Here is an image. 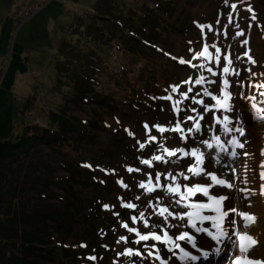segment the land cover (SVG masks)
I'll return each mask as SVG.
<instances>
[{"label":"rangeland","instance_id":"374dc122","mask_svg":"<svg viewBox=\"0 0 264 264\" xmlns=\"http://www.w3.org/2000/svg\"><path fill=\"white\" fill-rule=\"evenodd\" d=\"M97 1L0 0V139L20 134L27 125L30 128L37 125L54 130L59 119L55 114L60 113L63 105L68 106L72 124L77 126V132L81 135L55 143L52 149L38 144L17 153L15 158L17 161L8 165L9 172L4 181L16 185V192L9 199L20 209L19 213L37 212L45 201L41 200V194L47 196L54 190L55 194L66 195L65 192L62 194L59 189H54L53 185L47 183L51 179L66 176L67 172L59 162L66 166L75 165L86 169L91 171V178L95 184L101 183L103 186L100 184L73 188L77 190L74 202L77 198L80 202V209L76 202L77 209L73 214L77 212L79 214L73 217L71 212L72 218L69 217L65 227H54L56 230L53 229V234L58 235L60 241L69 242V245L75 248L79 247V244H76L78 241L85 240L87 230L91 234V222L85 218L89 213L86 212V208L91 203L93 208H97V199L102 201L101 205L105 212L112 210L115 220L114 225L112 224L113 234L112 229L109 233L105 232L106 245L98 251L106 253L107 264H157L148 257L149 251L156 254L151 247L153 244L159 252L167 256L169 261L164 263L182 264V259L173 258L172 252L175 244L182 242L175 240V237L184 232H191L187 218L180 219L178 215L190 209L183 206L184 202L176 204L179 195L169 193L166 185L173 187L179 185L180 191L183 192L185 185L203 184L208 186L209 196H215L218 190L225 197L224 203L230 205L231 196L228 191L220 188L211 179L212 175L217 177L218 172L224 169V174L228 177L230 175L233 182L230 183L234 187V200L238 198L233 204L237 212L247 211L252 207L264 209V201L262 203L259 199L252 201L247 192L250 188L258 194L260 192L264 194V178H261V174L264 173V120H260L257 114V108H264V96L259 94L264 89L254 88L252 93L257 99L250 101L247 98L251 94L247 83L237 85L238 81H234L233 75L239 70L240 64H245L244 68L247 67L251 71L248 78L254 80L253 85L264 84V0H227V3L225 0H169L170 4L163 6L165 12L169 9V13L163 18L167 23L166 27L152 34L164 51L161 49L150 51L152 49L146 47L144 48L146 55L136 54V59L143 60L133 64L132 78L142 79L138 83L139 86L144 87L150 94L147 100V104H150L143 109L144 111L135 114L127 105L115 100L114 104L111 103L114 112L94 102L86 105L72 103L69 95H66L67 90L59 87L71 85L70 77H65L62 73L67 62L62 59L59 50L61 41L67 38L72 45L77 40L84 43L81 33L74 36L70 34L74 32L73 25L78 23L80 18L86 17L89 9L94 7ZM112 2L115 5L114 9L123 18H129V15H133L137 10V14L130 18L131 22L141 24L140 26L145 28V35L152 32L149 17H155V11L152 10L153 0ZM232 5L236 6L235 9L231 7ZM163 10L159 14H163ZM141 12L148 16L141 15ZM229 16L232 18L231 22ZM208 26H211V30ZM8 32L11 33L9 45ZM241 32L243 35H237ZM245 41L248 43L245 44ZM95 43L96 41L90 42L93 47ZM205 45L208 47V54L197 55L203 52ZM217 48L220 49L219 53L216 51ZM246 50L250 51L249 56L255 63L244 61L241 54ZM65 51L66 48L63 53ZM163 56H168L169 61H164ZM225 57L231 59L230 64ZM114 58L112 54L108 57L110 60ZM181 59L186 63L181 64ZM60 60H63L62 63ZM126 61L130 62V59ZM111 65L113 70L103 74L102 85L115 74L117 67ZM224 67L229 68L228 73L223 71ZM193 70H198L202 74L203 81L199 85L190 82ZM225 79L230 85L226 91L235 95L222 107L213 97L223 99L222 81ZM166 82L171 83L170 87L165 86ZM174 86L177 87L175 92L172 90ZM189 88L191 92L188 91ZM206 90L210 95H205ZM163 94L167 95L162 96ZM151 98L154 99L153 102L149 101ZM231 104L233 115L228 111L227 113L229 119L234 116L240 120L237 124L243 134L239 141L237 132L231 134L228 132L225 136L220 131L222 127L219 122L213 118V115H216L215 110L221 108L222 111H219L218 115H225L223 110L230 109ZM253 104L257 106L255 111ZM247 106L251 108H246ZM112 114H116V118H112ZM189 116L194 118L193 121L187 119ZM101 120H104V126L101 125ZM197 122L200 125L199 129L196 128ZM177 124L182 131H173ZM160 128L165 130L160 131ZM216 138L223 139L224 145H228L232 139L243 145L239 151L250 156L246 158L247 160L241 161V168H234L235 158L232 153H235L234 150L228 149L209 160L212 147L213 149L216 147L213 142ZM142 144L144 147H141ZM208 144L212 146L208 147ZM165 149L180 151L170 157ZM191 149L202 155L200 164H197L196 158L188 155ZM240 153L237 152L239 155ZM180 154H185L182 161ZM155 156H161L162 159L157 161L154 159ZM145 160L151 163H143ZM179 161L184 164L177 167ZM244 162L250 163L248 167L242 168L245 166ZM188 165L201 167L200 175L191 176ZM158 173L160 180L157 187ZM181 173L184 175H180ZM170 175L175 177V181L169 178ZM184 176L190 179L186 181L183 179ZM150 177L151 184L148 183ZM141 183L145 184L144 188L140 187ZM149 188L154 190L148 191ZM184 195L187 197L188 194L185 192ZM189 200L196 201L194 198ZM198 201H208V198L203 197ZM249 203L253 205H248ZM47 204L59 208L62 206L56 197H50ZM126 204L135 207L128 208L124 206ZM158 205L162 208L167 207L176 215L168 216L167 212L161 215V211L156 210ZM259 216L255 218L257 227L252 226L251 222L246 231L251 237L253 233L256 243L246 253L241 252L236 236L233 253L235 255L243 253L247 259L264 264V216ZM133 217L136 218L135 221ZM99 220L100 218L96 219L97 223ZM108 221L112 222V219L108 218ZM145 221L148 227H145ZM204 222L196 221L197 228L203 225L211 231ZM227 226L228 223L225 231ZM129 228L141 234L148 232L162 234V231L166 230L173 237V243L163 244L152 240L136 243L139 237L135 232H130ZM121 237L126 239L122 240ZM184 242L187 245L192 244ZM96 247L98 244L93 246L95 253ZM128 249H132L133 252L139 251L142 255L124 254ZM86 252L87 258L98 262L97 253L94 254L92 249ZM162 257L164 258L163 255Z\"/></svg>","mask_w":264,"mask_h":264},{"label":"trees","instance_id":"16d2710c","mask_svg":"<svg viewBox=\"0 0 264 264\" xmlns=\"http://www.w3.org/2000/svg\"><path fill=\"white\" fill-rule=\"evenodd\" d=\"M153 2L152 10L155 11V17H149V26L152 32L146 35L144 34L145 28L140 26L141 24L132 23L130 20L137 14V10L133 12V15L130 14L129 18H123L114 9L115 5L112 0H98L94 7L89 9L86 17L80 18L81 20L73 25L74 32L70 35L81 33L84 43L77 40L72 45L67 38H64L59 49L62 59L67 62L62 73L65 77H70L71 81V85H60L59 87L67 90L66 95H69L72 103L86 105L94 102V104L108 107L110 112H114L111 103L115 100L127 105L134 114L144 111L143 109L150 104H147L150 94L138 84L142 79H134L132 75L134 73L133 64L143 60L142 58L136 59V56L146 55L144 48L152 49L150 51L158 49L164 51L161 44L154 40L152 34L158 33L159 29L166 27L167 23L163 18L169 13V9L165 12L163 6L170 3L169 0H153ZM157 2H161V4L159 5ZM162 10L163 14H159ZM141 13V15L148 16V14ZM10 34L8 32V45ZM95 41L97 49L90 44ZM64 48H66L65 53H63ZM111 54L115 56L113 60L108 59ZM162 58L164 61H169L166 56ZM127 59H130V62H127ZM111 64L113 67L114 65L117 67L115 74L102 85L103 74L113 70ZM158 75L163 76L162 74ZM166 84L168 85V82ZM149 101L153 102L154 99L151 98ZM67 107V105H63L60 108V113L55 114L59 119L54 130L37 125L30 128L27 125L20 134L12 138L9 135L0 139V264H107L106 253L98 251L106 245L105 232L109 233L112 229L113 234L115 220H113L114 214L111 211H104L101 205L102 201L96 199L97 208H93L92 203L86 208V212L89 213L85 218L91 222L92 231L89 234V230H87V234L84 236L85 240L76 243L79 244V247L73 248L69 242H62L58 235L53 234L54 227L61 228L68 224L69 217L72 218L71 212L72 216L79 214V212L73 214V211L77 209V203L80 209L79 199H76L77 203L74 202L77 190L73 188L79 189L81 186H99L101 184H95L91 178V171L78 168L75 165L66 166L59 162L67 172L66 176L55 178L56 180L51 179L47 183L53 185L54 189H59L62 194L65 192V197L53 193L54 190H51L47 196L41 194V200L45 201L37 212L30 211L29 214L22 211L19 213L20 209L9 199L16 192V185H12L8 181L4 182L9 172L8 165L17 161L16 155L21 150L38 144L52 149L55 143L62 142L66 138H72L75 135L81 136L77 132V126L72 124ZM111 117L116 118V114H112ZM100 122L104 126V120ZM52 125L50 124V126ZM101 186L103 185L101 184ZM50 197H56L59 204L62 205L61 208L56 205H48L47 201ZM98 218L100 220L97 223L96 219ZM108 218L112 219V222L108 221ZM89 239L91 240L89 241ZM97 244L98 247L95 249L99 259L95 263L91 258L86 257L88 253L86 251L92 249L96 254L93 246Z\"/></svg>","mask_w":264,"mask_h":264},{"label":"snow or ice","instance_id":"6c2138e0","mask_svg":"<svg viewBox=\"0 0 264 264\" xmlns=\"http://www.w3.org/2000/svg\"><path fill=\"white\" fill-rule=\"evenodd\" d=\"M225 3H227V0H225ZM231 7L233 9H235L236 6L232 5ZM231 19H232L231 16H229V22H231ZM217 23H219V21H217ZM208 27L211 30V26H208ZM237 35H243V33L242 32L241 33H237ZM246 43H247V41H245V44ZM213 47H215V46L213 45ZM216 51H217V53H219L220 49L217 48ZM207 54H208V47H207V45H205L203 52L198 53L197 55L205 56ZM245 55L248 56V53H245ZM225 59L228 61L229 64L231 63V59L229 57H225ZM249 60L251 61V57L250 56H249ZM217 61H219V57H217ZM251 62L255 63V61H251ZM180 63L184 64V63H186V61L181 59ZM208 70L212 71L211 69H208ZM223 71L225 73H228L229 72V68L228 67H224ZM202 81H203V78L197 79L195 81V83L197 85H199V84L202 83ZM222 83H223V89H222V91H223V99H219L217 97H213V99L216 100V103L218 105L223 107L227 103V101L230 99V93L226 91V89L230 85H229V81L227 79L223 80ZM253 87L256 88V89H264V84L253 85ZM172 90H173V92L177 91V87L174 86ZM188 91L191 92V88H189ZM259 94H260V96H264V91H261ZM184 95H185V98H187V94L185 93ZM205 95H210V93H208L207 90H206L205 91ZM167 99H171V97H167ZM249 99L250 100H255L256 98L255 97H249ZM194 102L203 103V101H194ZM176 103H179V102H176ZM253 107L257 108L256 104H253ZM176 110L179 111V109H176ZM193 111H195V110L193 109ZM257 114H258V116L261 119H264V108H257ZM187 119L192 120L194 118L189 116V117H187ZM200 119H203V117H200ZM225 119L227 120V118H225ZM199 127H200V125L197 122L196 128L199 129ZM159 130L160 131H164L165 129L160 128ZM173 130L174 131H182V129L180 128L179 124H177L176 128L173 129ZM236 130L237 131H241L240 129H236ZM241 134H243L242 131H241ZM153 139H155V138L153 137ZM217 140H218V138H217ZM205 143L207 144L208 142L205 141ZM233 143H235V141H233ZM211 146H212L211 144H208V147H211ZM141 147H144V145L142 144ZM239 147H243V145L240 144ZM165 151L167 152V155L171 157V156H175L177 154V151H180V150L173 151V150L165 149ZM191 155L193 157H196L197 164H199L201 159H202V155L199 154L196 151H193L191 153ZM154 159L159 161V160L162 159V157L161 156H155ZM143 163L150 164L151 162L148 161V160H145V161H143ZM129 171H132V169H129ZM188 172L193 173V175H200V172L196 169L195 166H190L188 168ZM180 175L183 176L184 174L181 173ZM169 178L172 179L173 181H175V177L174 176L170 175ZM261 178H264V173L261 174ZM184 179H190V177L184 176ZM211 179L217 185L231 187L230 184H227L226 181L217 178L215 175H212ZM159 180H160V174L158 173L156 175V181H157V185L156 186L157 187L159 186ZM148 183L149 184L152 183L151 177L149 178ZM125 187H126V185H125ZM140 187L144 188L145 184L141 183ZM152 190H154V189H152V188L148 189V191H152ZM167 191L169 193L178 194L179 195V199L176 200V204H178V205L182 204V202L186 201L189 197L195 196L197 193H202L205 197L208 198L209 201H211V203H196V202L183 203V206L185 208H187V209H190V211L182 213V214H178L179 218L180 219H184L185 217H187L188 224L192 228H195L197 231H201V229L197 228V224H196V220L197 219L200 220V221H209L210 220V221L213 222V227L216 228V230L219 232V234L221 236L224 235L222 224H223V221H224L225 217L228 215V212L224 211L223 208H222L223 202L225 200L224 196H222V195L219 196V197L209 196V188H208V186L199 185V184L192 185V186L185 185L184 189H183V192L180 191V186L179 185H176L175 187H173L172 185H168L167 186ZM185 192L188 194L187 197L184 195ZM124 206L128 207V208L135 207L132 204H126ZM105 207H107V206H105ZM205 209H208V210H211L212 212H215L216 215L215 216L202 215V211L205 210ZM165 212L168 213V216H175L176 215V214H173L172 212H170L167 207L162 208L160 214L163 215V213H165ZM240 215L244 218L245 221H250V222L254 221V217L248 215L247 213H241ZM132 219H133V221L136 220L135 217H133ZM165 219H167V217H165ZM124 226L127 227V225H124ZM247 226L248 225L246 224L245 227H247ZM145 227H148L147 221H145ZM128 230L130 232H135L136 235L139 237V239L136 241V243L146 242V241H149V240L155 241L157 243H163V244L173 243V237H171L166 230H163L162 234L156 233V232H148V233L141 234L140 232H138V231H136L135 229H132V228H129ZM121 239L125 240L126 238L125 237H121ZM175 240H177V241H185V240L191 241L192 237L189 235L188 232H184V233L180 234L179 236H176ZM239 241H240V251L241 252H245V253L249 250V248L252 245H254L256 243V241L251 236H249L247 233H244V234L240 235L239 236ZM245 242H247V243H245ZM151 247L155 250V252L158 253L159 249L156 248L155 244H153ZM175 247L180 248V245L179 244H175ZM180 250L184 253L182 259H190V260H195L196 259L195 256H191L190 257L188 252L184 251L183 248H181ZM124 254L142 255L139 251L133 252L132 249H128L126 251V253H124ZM153 254H154L153 251H149V253H148V255H150V256L153 255ZM156 258L157 259H161L159 257V255H157ZM161 264H164L163 260H161ZM236 264H256V262L252 261L251 259H247V258H237Z\"/></svg>","mask_w":264,"mask_h":264},{"label":"bare ground","instance_id":"6f19581e","mask_svg":"<svg viewBox=\"0 0 264 264\" xmlns=\"http://www.w3.org/2000/svg\"><path fill=\"white\" fill-rule=\"evenodd\" d=\"M202 213H206V212L202 211ZM252 236L254 237L253 233H252ZM196 242L197 243H204L202 240H199V239ZM237 258H239V257H235V258L232 259L233 260V264H236Z\"/></svg>","mask_w":264,"mask_h":264},{"label":"water","instance_id":"95a60500","mask_svg":"<svg viewBox=\"0 0 264 264\" xmlns=\"http://www.w3.org/2000/svg\"><path fill=\"white\" fill-rule=\"evenodd\" d=\"M196 78H197V72L194 71V72H193V75H192V79H193V80H196Z\"/></svg>","mask_w":264,"mask_h":264}]
</instances>
